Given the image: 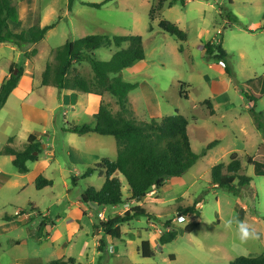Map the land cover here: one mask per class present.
I'll list each match as a JSON object with an SVG mask.
<instances>
[{
    "label": "rangeland",
    "instance_id": "rangeland-1",
    "mask_svg": "<svg viewBox=\"0 0 264 264\" xmlns=\"http://www.w3.org/2000/svg\"><path fill=\"white\" fill-rule=\"evenodd\" d=\"M87 1L105 0H75L71 6L69 0H13L19 14V21L10 23L14 32L28 31L36 24L56 25L37 45L20 47L0 42V85L9 77L12 65L24 63L25 74L37 80L33 83L37 87L42 80L41 70L54 61V49L67 40L89 34H139L146 58L137 62L133 71L127 68L122 72L124 80L139 83L129 93L128 116L150 121L179 112L189 119L195 152L200 153L211 141L220 143L184 175L170 177L160 189L152 188L142 201L107 206L85 203L82 195L89 187L100 189L105 175L100 170L87 177L83 174L104 158L116 159V139L66 129L95 124L100 102L113 113L120 111V106L110 93L100 98L71 91L64 105L54 112L49 136L42 143V175L51 179L52 185L38 189L35 180L41 173L35 163H29L30 171L22 173L14 166L11 155L0 154V264H51L57 259H74V264H229L238 256L264 253V235L241 243L234 235L235 223L232 230L224 228V222L231 218L246 221L264 234V176L256 175L254 166L247 162L248 155L264 161V137L250 113L254 104L246 95L259 93L262 86L264 0H187L186 5L177 2L171 7L170 0H163L162 6L161 0H110L101 7L85 5ZM164 19L177 23L187 32V39L181 40L162 29L160 22ZM221 38L228 53L229 70L222 61L208 58L203 48L205 43H216ZM33 48H37V54L26 57L25 53ZM118 49L99 48L95 53L97 58L109 60ZM77 66L86 74L92 72L87 62ZM34 95L36 88L30 97ZM15 97L0 112V151L10 136H16L13 144L19 149L28 141L24 139L26 133L18 132L23 117L19 118L20 107ZM36 98L35 105L41 107L46 101L45 107L56 104H50V98L46 100L39 94ZM255 108L264 111V96ZM32 121L41 132L39 124L43 118L37 115ZM47 142L50 145L44 148ZM74 148L85 153L75 155ZM70 151L74 157L68 154ZM233 152L242 157L241 173L252 177L251 184L242 186L239 195L216 186L211 175L215 165L229 163ZM115 175L123 182L124 197H129L125 178ZM196 200L200 216L178 222L177 208L192 205ZM136 205L152 215L121 224L120 238L107 235L102 222ZM68 213L75 219L67 220ZM44 215L51 219V226L39 235ZM167 221H172L170 229L179 233L174 241L160 244ZM193 221L199 222L198 227L185 232L184 227ZM143 240L150 241L152 257H143Z\"/></svg>",
    "mask_w": 264,
    "mask_h": 264
},
{
    "label": "trees",
    "instance_id": "trees-1",
    "mask_svg": "<svg viewBox=\"0 0 264 264\" xmlns=\"http://www.w3.org/2000/svg\"><path fill=\"white\" fill-rule=\"evenodd\" d=\"M74 1L69 0L70 6ZM108 1L110 0H105L102 3L87 1L84 4L91 7H101ZM186 1L170 0L169 5L171 7L177 2L186 5ZM162 5L163 0L160 1L159 6ZM18 21V9L13 0H0V42H11L20 47L26 44H37L56 25V23L44 26L36 24L30 27L28 31L16 33L11 29L10 23ZM160 27L181 40H186L188 37L187 32L172 21L164 19L160 22ZM249 30L253 31V29ZM125 43L128 44L127 47H123ZM112 46L119 49L113 53L109 60L97 58L96 50ZM203 48L208 58L222 61L226 69L229 70L228 53L223 47L222 38L216 43H205ZM37 52V48H33L31 51H27L25 56L31 58ZM53 52L54 61L46 64L42 73V85L97 95L110 93L116 97L120 106V111L113 113L108 105L101 103L99 111L95 115V124L85 123L81 126H69L66 129L81 135L95 132L100 135L114 136L117 143L118 154L116 159L104 158L90 166L83 174L84 177H87L96 170H100V173L105 175L103 186L100 189L89 187L82 195L83 202L107 206L132 200L142 201L152 188L160 189L170 177L184 175L201 157L207 155L210 149L220 143L218 140L211 141L200 153L195 152L190 141L189 119L179 112L164 116L161 120L153 118L150 121H138L128 116V113L131 112L128 107L129 93L136 89L139 83L124 80L122 72L146 58L141 35L89 34L74 40H67L63 45L55 48ZM83 62L90 65L91 73L86 74L77 66ZM16 68L18 73L14 74ZM23 72L22 65L16 63L11 66L9 77L5 78L0 85V110L18 86ZM260 80L262 84L260 92H249L246 95L254 104L250 113L264 137V111H257L255 108L257 101L264 96V75L260 77ZM14 141V137H10L8 144L0 151V154L13 156L14 166L20 172L27 173L29 172L28 163L38 161L42 153V142L35 134H31L25 147L19 149L14 146ZM247 162L254 166L256 175L264 176V161L248 155ZM242 168L240 153L233 152L227 165L219 163L212 168L213 183L239 195L240 188L244 185H250L252 181V177L241 173ZM115 173L125 178L129 197H124L123 182ZM72 179L76 183V177ZM236 180H238L237 185H235ZM52 184L53 181L43 175H39L35 180L38 189ZM197 205L198 201L196 200L192 205L179 206L177 213L199 217L201 211ZM143 215L151 216L152 214H149L143 206L136 205L123 214L109 217L102 222V227L107 235L120 238L122 236L120 225ZM5 218L11 219L9 216ZM48 221L51 219L45 216L38 228L39 235L48 225ZM171 224L172 221L166 222L167 230L161 234L160 244H166L176 239L179 232L176 229H170ZM198 225L199 222L197 221L188 223L184 227V231L193 232ZM141 253L143 257L147 258L154 255L149 240L142 241ZM51 264H74V259L69 262L57 259ZM229 264H264V253L254 257L238 256Z\"/></svg>",
    "mask_w": 264,
    "mask_h": 264
},
{
    "label": "crops",
    "instance_id": "crops-1",
    "mask_svg": "<svg viewBox=\"0 0 264 264\" xmlns=\"http://www.w3.org/2000/svg\"><path fill=\"white\" fill-rule=\"evenodd\" d=\"M42 26H44V25H42ZM34 45H37V44H34ZM24 52L25 51H22V53H24ZM25 61L31 63V61L28 58H26V57H25ZM20 64L24 68V63L23 64L20 63ZM133 68H135V66H132V67L128 68V70L129 71H133ZM42 71H44V70H41V73H42ZM33 79H34V81H33ZM35 81H37V80L34 77H29L28 75L25 74V72H23V75L21 76V78L19 80L18 86L14 89V91L12 92V94L10 95L8 101L3 106L2 109H4L8 105V103L10 102L11 98H12V100H14L13 97L16 96L18 98V101H17L16 105L18 104V106L20 107V109H18V111H19V113H21L19 115L20 116L19 118L23 117L22 118V123L20 125V128H19L18 132L21 131V133H26L24 135V139L25 138L28 139L31 134H35L38 137V139L43 143L44 142V138L46 136H49V131L51 130V128L49 127V123H52V121L54 122V120H55V118L53 117L54 116V112L57 110L58 107L64 105L65 97L68 96V94H70V92L72 90L59 89V88H57L55 86H44V85H42V80H41V83H40L41 85L38 84L37 87H34L33 83ZM35 88H36V95L30 97L32 91ZM14 94H16V95H14ZM38 94L41 95L42 97H44L46 100H48L50 98V100H51L50 104L52 103V101H55L56 104L53 105L52 108L45 107V105H47L48 101H46L42 107L38 106V105H35V101L37 99L36 97H37ZM95 95H97V94H95ZM97 96H100V98L102 97L101 95H97ZM100 104H101V102H100ZM72 108L75 109L76 107H72ZM1 110H0V112H1ZM20 110H21V112H20ZM11 112L12 111L9 112V117L12 114ZM37 115H40L43 118V121L40 123L41 125L39 124V126H42V131L41 132L37 131V127L38 126L36 127L35 125L32 124V122H33L32 120H34V118ZM9 117L6 118V121H7L6 124L7 125L9 123ZM14 117H15V115L13 114V116L11 118L14 119ZM68 132H71V131H68ZM10 133H12V132H10ZM72 133H74V132H72ZM91 133H93V132H91ZM8 137L9 136H7V138ZM13 137L15 139L16 136H13ZM52 138L54 140L53 136H52ZM50 141H52V140H50ZM48 145H50L49 142H47V144L44 145L45 146L44 148H47ZM74 149H75V153H74L75 155L79 154V155L83 156V154L85 153V151L80 149V148H74ZM68 154L71 157H74L72 151H70ZM29 163H35L36 168L38 169V173H41L39 175H42L44 163H42V161H41V156H39L38 161L29 162ZM29 163H28V165H29V171H30V164ZM134 202H135V200H134ZM65 218L67 220L73 219V217L71 216L70 213H68L65 216ZM53 221H54V226H56V221L55 220H53ZM50 226H51V224H48L46 227H50Z\"/></svg>",
    "mask_w": 264,
    "mask_h": 264
},
{
    "label": "clouds",
    "instance_id": "clouds-1",
    "mask_svg": "<svg viewBox=\"0 0 264 264\" xmlns=\"http://www.w3.org/2000/svg\"><path fill=\"white\" fill-rule=\"evenodd\" d=\"M233 223H235L234 235L241 243H247L249 240H258L264 235L257 232V230L246 221H234L231 218L224 222V228L232 230Z\"/></svg>",
    "mask_w": 264,
    "mask_h": 264
},
{
    "label": "built area",
    "instance_id": "built-area-1",
    "mask_svg": "<svg viewBox=\"0 0 264 264\" xmlns=\"http://www.w3.org/2000/svg\"><path fill=\"white\" fill-rule=\"evenodd\" d=\"M16 214L17 215H21L19 211H16ZM188 217H191V215H178L176 219H177L178 222L181 223V222L187 221Z\"/></svg>",
    "mask_w": 264,
    "mask_h": 264
},
{
    "label": "water",
    "instance_id": "water-1",
    "mask_svg": "<svg viewBox=\"0 0 264 264\" xmlns=\"http://www.w3.org/2000/svg\"><path fill=\"white\" fill-rule=\"evenodd\" d=\"M18 73V69L16 68L15 70H14V74H17Z\"/></svg>",
    "mask_w": 264,
    "mask_h": 264
}]
</instances>
